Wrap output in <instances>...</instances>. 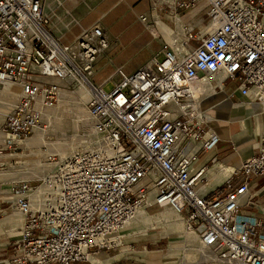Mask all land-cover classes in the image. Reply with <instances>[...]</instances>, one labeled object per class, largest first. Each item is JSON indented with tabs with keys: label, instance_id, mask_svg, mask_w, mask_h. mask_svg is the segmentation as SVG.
<instances>
[{
	"label": "built area",
	"instance_id": "1",
	"mask_svg": "<svg viewBox=\"0 0 264 264\" xmlns=\"http://www.w3.org/2000/svg\"><path fill=\"white\" fill-rule=\"evenodd\" d=\"M44 3L0 0V88L22 90L0 128L5 146L17 150L29 140L41 109L58 103L61 83L82 82L90 117L112 152H77L61 163L56 208L34 209L30 182L12 188L25 218L10 264H87L92 254L123 245L122 231L142 208L176 212L223 264H264V208L257 216L245 211L253 208L250 186L264 182V135L258 153L219 190L205 193L207 166L196 165L200 151L220 142L204 113L208 99L233 84L264 110V0H178L185 11L205 4L211 30L163 45L133 72L117 69L110 92V79L89 81L109 47L104 30L91 27L63 44L49 30Z\"/></svg>",
	"mask_w": 264,
	"mask_h": 264
},
{
	"label": "rangeland",
	"instance_id": "2",
	"mask_svg": "<svg viewBox=\"0 0 264 264\" xmlns=\"http://www.w3.org/2000/svg\"><path fill=\"white\" fill-rule=\"evenodd\" d=\"M116 1L117 0H115V2ZM111 7L118 14L122 11V8L118 7V3L113 6V0H87L86 6L88 23L91 25L90 28L94 26L102 28L109 42V47L99 56L94 64L93 75L90 77L89 81L95 85H103L110 79L109 83L104 87L107 92H110L119 81V78L114 75L117 69L122 68L127 72H133L139 66L156 57L163 48V45L171 44L174 47L176 43L186 42L189 34L200 35L208 32V20L205 17L201 25L193 29L191 27H185L182 20L177 22L172 19L173 17L177 18V16L173 15L171 10L167 8L162 11L161 19L148 17L147 21L143 22L142 28L138 27L136 31L124 32L114 28L113 35L110 38L102 23L105 20H109L110 16L107 15V13L110 12ZM160 24L171 29L172 34L169 38L170 40L159 33L158 25ZM181 28L183 35H185L184 39H180L182 32ZM152 30L155 32L156 36L153 35ZM79 36L70 43L74 42ZM190 47H196V43H191ZM81 83L82 82L60 84L61 93L58 103H55L54 106L51 107V109L55 110L56 114H53L50 120L42 117L39 128L35 129L34 133L29 137V140H27L22 147L17 150H7L5 146L2 147L3 144L0 142V148L2 149L0 152V173H4L8 170L10 171L9 173H15L14 177H4L0 179V224L3 220L12 216L17 211L13 206L15 198L12 195V188L16 184L30 182L33 187L38 188L43 183L41 178H36L31 173L32 169L29 167V165L35 162V158L31 157V153L37 150L25 148L27 142L29 143V141L35 137L36 133L46 130L45 142H47L50 147L43 146L39 151H41V161L43 164L52 167V169L49 170L48 176L51 177L53 181L58 178L59 165L63 158L67 155V158H69L74 152L93 151L91 147L90 149L88 148L89 150L86 149L84 144H80L82 147L76 148L78 146L76 141L82 139L83 142H85V139L88 138V133L85 129L81 126L78 128L76 127L79 121V115L75 112L76 104L72 101L76 93L83 89L79 88ZM83 85L85 86V84ZM237 98L238 100L240 99L238 96ZM89 99L90 93L85 103V110L86 114L91 118L88 110ZM18 102L19 100L15 102V106ZM207 104L208 103L205 102L203 106L204 113L213 120V114H211V112L215 113L217 110L210 109ZM91 122L92 130L95 131L96 128L93 119H91ZM2 123H4V120ZM2 123L0 124V128ZM212 123L213 121L211 125H213ZM90 129L91 128L87 130ZM97 132L96 130V135L104 138ZM59 146H61V148L64 147V154L54 149ZM69 146H73L75 149L70 150ZM24 167L25 169H23ZM50 203L52 204L54 201L51 202L50 200ZM170 210L169 208L143 210L151 220L140 226L138 232L134 231V229H130L123 234V231L121 233L123 236V245L121 247L92 254L90 262L87 264H223L216 259L214 252L206 249L201 244L198 236L189 243L185 240L183 234L171 229L169 220H163L160 217L161 214ZM177 219L182 223L185 230L184 232H186V223L180 216H173L170 222ZM21 226L16 228V230L10 225H4L0 228V264H10L13 244L19 236ZM204 228V225H202L198 228V231L202 232ZM186 233H188V231ZM206 254L213 255V259H209ZM155 255L160 256L159 261H157V259L152 260L151 257Z\"/></svg>",
	"mask_w": 264,
	"mask_h": 264
},
{
	"label": "crops",
	"instance_id": "3",
	"mask_svg": "<svg viewBox=\"0 0 264 264\" xmlns=\"http://www.w3.org/2000/svg\"><path fill=\"white\" fill-rule=\"evenodd\" d=\"M177 1L117 0L115 2L113 0V6L118 3V7H121L122 11L118 14L111 7L110 12L107 13L110 16L109 20L103 21L102 25L111 38L114 28L124 32L136 31L138 27L142 28L143 26L141 17L161 19L162 11L167 8L171 10L173 15L177 16V18L173 17L172 19L177 22L182 20L185 27L198 28L203 22V18L207 19V6L205 4H200L192 11H185L176 8ZM86 6L87 0H45L44 12L50 22L49 30L61 43L69 44L84 30L90 28ZM158 30L163 37L167 39L171 37V29L167 26L160 24ZM209 30H211V27L207 28V31ZM152 32L156 36L153 30ZM184 38L185 35L182 31L180 39ZM233 91H236V86L227 84L224 90L217 92L215 96L206 101L210 109L217 110L215 113L211 112L213 114L211 122L213 121L212 126L218 134L220 142L212 152L200 151L196 156L197 167L207 166L205 193L221 189L233 170L240 168L245 159L256 155L261 137L264 135V110L258 104L251 103L240 96L238 91L231 98L230 95ZM237 96L240 98L239 100ZM248 197L251 198L253 208H246V213L254 216L260 215L259 210L264 208V182L262 179H256L250 186ZM20 212L17 210L12 216L3 220L0 228L4 225H10L16 230V228L23 225L24 214L22 219L18 214ZM173 216L179 217L173 210L160 215L163 220H169L171 229L183 234L185 240L191 243L198 236L197 233H186L187 230L184 232L185 230L179 219L170 222ZM149 220L151 219L143 211L127 226L123 234L130 229L138 232L140 226ZM151 258L152 260H160L159 255Z\"/></svg>",
	"mask_w": 264,
	"mask_h": 264
},
{
	"label": "bare ground",
	"instance_id": "4",
	"mask_svg": "<svg viewBox=\"0 0 264 264\" xmlns=\"http://www.w3.org/2000/svg\"><path fill=\"white\" fill-rule=\"evenodd\" d=\"M79 88H83V89L80 92H77L76 95L72 98V101L76 104L75 112L77 113V115H79V121H78L76 127L78 128L81 126L83 129H85L88 133V138L85 139L86 141L84 140L85 142H83L82 139L76 141V144L78 145L76 148L82 147V146H80V144H84V147H86V149H88V148L90 149V147H91V150H93V152L98 151V152L104 153L105 155H110L112 152V148H111L110 144L104 138L96 135V133H95L96 130L93 131L92 127H91V123H92L91 119L92 118H89V116L86 114L85 103L87 102V100L89 98L90 91L82 83H81ZM87 90L89 91V93ZM21 95H22V90H21V87L19 85L8 84V85H5V86L0 88V124L3 122V120H5V116L8 114V112L11 111V109L13 107H15V102L17 100H19ZM90 95H91V93H90ZM59 109H57V110H59ZM75 112H73V113H75ZM41 113H42V117L47 119V120H50L52 118V115L56 114L55 110H53L51 108L41 109ZM2 125H3V123H2ZM89 128H91V129L87 130ZM45 133H46V130H42V131H39L38 133H36L35 137L33 139H31V141H29V143L27 142L26 147H25L26 149H29V150H35V149L37 150L36 152L31 153V157L35 158V162L33 164L29 165V167L32 169L31 173L36 178L39 177L43 181V183L40 187L34 188L32 190V193L30 194V197H29L31 200V203H32V207L34 209H36V208L37 209H47L49 207L56 208L60 204L59 180H55V181L51 180V177L48 176V173H49V170L52 169V167L51 166L49 167V166L43 164V162L41 161L42 155H41V151H39V149H41V147H43V146L50 147V145L47 142H45ZM0 142H2V144H3L2 147L6 145L5 144V137L1 133H0ZM65 147H67V146H65ZM5 148H6V146H5ZM69 148H70V150L75 149V147H73V146H69ZM54 149L59 150L62 154L65 153L63 151L64 147L61 148V146H59L57 148L55 147ZM72 152H74V151H72ZM73 154H75V152ZM67 156L61 160V163H63L67 159ZM23 169H25V167ZM9 172L10 171L8 170L4 173H0V179H3L4 177H7V178L8 177L11 178L12 176L14 177L15 173H9ZM18 175H21V174H18ZM25 175H27V174H25ZM25 180H27V179H25ZM50 200H51V202L54 201V203L51 204ZM48 201H49V204L47 203ZM143 210H145V209L142 208V209L138 210L136 216L141 215ZM18 214H19V217L23 219L24 213L20 212ZM24 218H25V215H24ZM186 230L188 232H194V231H189L187 228H186ZM207 253H209V252H207ZM206 255L209 259H213V255H209V254H206ZM215 257L220 262L219 258L216 255H215ZM235 264H238V263H235Z\"/></svg>",
	"mask_w": 264,
	"mask_h": 264
}]
</instances>
